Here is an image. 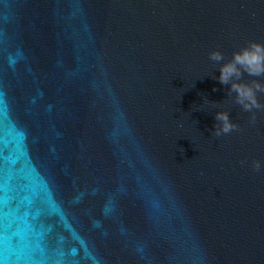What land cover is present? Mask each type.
Segmentation results:
<instances>
[{"label": "water", "instance_id": "obj_1", "mask_svg": "<svg viewBox=\"0 0 264 264\" xmlns=\"http://www.w3.org/2000/svg\"><path fill=\"white\" fill-rule=\"evenodd\" d=\"M252 42L264 0H0V264H264Z\"/></svg>", "mask_w": 264, "mask_h": 264}, {"label": "clouds", "instance_id": "obj_2", "mask_svg": "<svg viewBox=\"0 0 264 264\" xmlns=\"http://www.w3.org/2000/svg\"><path fill=\"white\" fill-rule=\"evenodd\" d=\"M211 57L214 60L223 58L220 52H213ZM241 68L249 75L260 76L264 74V44L252 42L250 46L234 53L232 61L222 65L220 81L228 83L232 77H239L242 74ZM232 88L237 92L238 101L243 104L245 109L260 107L256 91L264 88V86L258 81H253L252 84L234 82ZM218 118L224 121L223 131H230L233 125L229 122L227 113L218 114Z\"/></svg>", "mask_w": 264, "mask_h": 264}]
</instances>
